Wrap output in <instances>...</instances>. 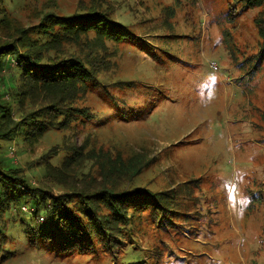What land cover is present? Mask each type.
I'll return each mask as SVG.
<instances>
[{
	"label": "trees",
	"instance_id": "1",
	"mask_svg": "<svg viewBox=\"0 0 264 264\" xmlns=\"http://www.w3.org/2000/svg\"><path fill=\"white\" fill-rule=\"evenodd\" d=\"M139 2L140 8H134L135 0H122L132 17L128 24L116 19L109 0H80L71 15L43 8L35 15L37 24L23 29L16 17L1 12L0 38L9 41L0 43V143L17 136L16 156L32 150L49 133L84 135V140L80 145L64 140L70 143L37 160L48 182L41 185H36L33 171L30 175L13 165V157L0 144V258L17 248L61 260L100 257L129 237L144 234L148 258L164 263L186 227L197 234L205 224L212 232L217 226L206 221L211 213L201 209V178L159 190L136 186L132 178L155 160L143 159L140 149L151 153L152 145L109 147L88 137L101 131L114 101L145 97L151 86L140 82L141 74L151 79L159 75L158 69L175 65L187 77L196 75L199 50L207 43L215 49L204 28L217 30L216 44L228 56L223 67L245 89L251 127L264 133V90L257 87L264 79V0H156L152 6ZM247 20L244 32L241 25ZM6 54L15 56V67L5 63ZM6 76L17 87L6 88ZM160 96L147 102L157 104ZM45 188L61 190L62 195H49ZM254 203L264 207V162L261 181L245 210L248 216ZM23 207L31 209L29 216ZM184 219L195 227L183 224ZM260 244L254 256L264 251V240Z\"/></svg>",
	"mask_w": 264,
	"mask_h": 264
},
{
	"label": "rangeland",
	"instance_id": "2",
	"mask_svg": "<svg viewBox=\"0 0 264 264\" xmlns=\"http://www.w3.org/2000/svg\"><path fill=\"white\" fill-rule=\"evenodd\" d=\"M79 1L0 0V18L3 13L16 17L17 27L23 29L37 24L39 19L35 15L43 8L45 12L71 15L76 12ZM109 1L115 5L118 21L125 24L132 21L122 0ZM145 1L151 6L156 4V0ZM133 7L140 8L139 0H135ZM3 10L6 12L1 13ZM202 14L206 16L203 10ZM241 26L244 32H248L249 21H243ZM204 31L208 40L211 36L210 44L215 43V49L207 43V47L199 50L201 68L196 75L187 77L183 75L184 69L175 65L158 69L159 75L151 79L141 74L143 79L140 82L151 86L145 97L139 100L124 96L114 101L111 116L101 131L89 134L88 138L97 145H119L126 149L150 143L153 152H143L141 148L139 154L143 159L155 160L132 178L136 186L159 190L173 183L201 178L200 206L204 213H211L206 221L211 226L217 225L213 232L206 224L197 234L193 228L186 227L187 233L179 244H173L171 252L165 254L164 263L149 259L145 251L146 235L135 234L105 256L61 260L55 255L52 258L17 248L12 251L13 255L0 258V264H264V251L258 256L253 255L262 247L260 241L264 240L260 237L264 207L259 208L254 203L253 213L248 216L245 212L254 195L255 184L261 181L264 133L251 127L252 109L248 106L245 89L223 67L228 56L216 44L217 30L204 28ZM0 39V43L9 41ZM184 47L189 49L187 44ZM140 60L145 61V56L141 55ZM5 63L15 67V56L6 54ZM8 72L12 75V71ZM4 85L6 88L17 87V82L6 76ZM257 87L263 92L264 79L257 82ZM156 94H161L158 103L149 104L147 101ZM137 101H141L138 106ZM67 139L80 145L84 135L49 133L32 150L16 156V144L20 141L17 136L0 144L6 149V155L13 157V165L26 169L30 175L33 171L36 185H41L48 182L37 160L51 149L55 151L69 144L64 141ZM45 189L49 195H62V191L56 188ZM22 209L29 216L31 209ZM182 223L195 227L191 219H184Z\"/></svg>",
	"mask_w": 264,
	"mask_h": 264
}]
</instances>
